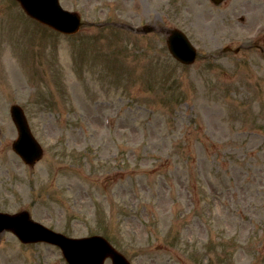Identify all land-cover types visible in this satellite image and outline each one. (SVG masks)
Listing matches in <instances>:
<instances>
[{"label":"rangeland","instance_id":"374dc122","mask_svg":"<svg viewBox=\"0 0 264 264\" xmlns=\"http://www.w3.org/2000/svg\"><path fill=\"white\" fill-rule=\"evenodd\" d=\"M60 2L75 35L0 0V212L103 236L132 264H264V0ZM173 28L194 65L170 55ZM13 104L44 149L34 168ZM0 264L68 263L5 232Z\"/></svg>","mask_w":264,"mask_h":264},{"label":"water","instance_id":"95a60500","mask_svg":"<svg viewBox=\"0 0 264 264\" xmlns=\"http://www.w3.org/2000/svg\"><path fill=\"white\" fill-rule=\"evenodd\" d=\"M18 1L32 18L62 33L75 34L82 26L81 16L64 10L59 0ZM212 1L217 5L223 2ZM154 30L155 28L150 26L143 28L144 33ZM167 34L169 51L173 57L183 64H193L197 51L188 37L179 29H169ZM11 114L19 133L13 150L27 165L34 167L42 159L44 151L31 132L24 110L19 105H13ZM5 231H12L25 244L47 242L59 246L69 264H105L108 258L112 259L113 264H130L105 238H68L33 221L27 211L15 215L0 213V234Z\"/></svg>","mask_w":264,"mask_h":264},{"label":"bare ground","instance_id":"6f19581e","mask_svg":"<svg viewBox=\"0 0 264 264\" xmlns=\"http://www.w3.org/2000/svg\"><path fill=\"white\" fill-rule=\"evenodd\" d=\"M16 77L13 79L15 82L16 86L20 87L22 89L23 85L25 84L24 81L22 80L21 75H15Z\"/></svg>","mask_w":264,"mask_h":264}]
</instances>
